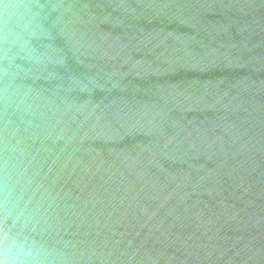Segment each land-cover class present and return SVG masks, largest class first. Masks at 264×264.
<instances>
[{
	"label": "water",
	"instance_id": "1",
	"mask_svg": "<svg viewBox=\"0 0 264 264\" xmlns=\"http://www.w3.org/2000/svg\"><path fill=\"white\" fill-rule=\"evenodd\" d=\"M5 189L46 264H264V0H0Z\"/></svg>",
	"mask_w": 264,
	"mask_h": 264
},
{
	"label": "clouds",
	"instance_id": "2",
	"mask_svg": "<svg viewBox=\"0 0 264 264\" xmlns=\"http://www.w3.org/2000/svg\"><path fill=\"white\" fill-rule=\"evenodd\" d=\"M0 199V264H46L48 253L29 238L32 218L14 189L3 190Z\"/></svg>",
	"mask_w": 264,
	"mask_h": 264
}]
</instances>
